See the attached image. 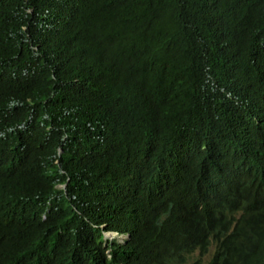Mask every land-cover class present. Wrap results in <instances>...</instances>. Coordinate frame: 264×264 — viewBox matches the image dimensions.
I'll use <instances>...</instances> for the list:
<instances>
[{
    "label": "trees",
    "instance_id": "16d2710c",
    "mask_svg": "<svg viewBox=\"0 0 264 264\" xmlns=\"http://www.w3.org/2000/svg\"><path fill=\"white\" fill-rule=\"evenodd\" d=\"M0 264H264V0H0Z\"/></svg>",
    "mask_w": 264,
    "mask_h": 264
},
{
    "label": "rangeland",
    "instance_id": "374dc122",
    "mask_svg": "<svg viewBox=\"0 0 264 264\" xmlns=\"http://www.w3.org/2000/svg\"><path fill=\"white\" fill-rule=\"evenodd\" d=\"M106 237H108V238H116V237H118L120 240H122L124 238L123 235H118L115 232H107L106 233Z\"/></svg>",
    "mask_w": 264,
    "mask_h": 264
},
{
    "label": "clouds",
    "instance_id": "9594fccd",
    "mask_svg": "<svg viewBox=\"0 0 264 264\" xmlns=\"http://www.w3.org/2000/svg\"><path fill=\"white\" fill-rule=\"evenodd\" d=\"M111 232V231H110ZM107 233V232H106ZM116 234H118L117 232H115ZM119 235V234H118ZM125 237V236H124ZM112 239V238H111Z\"/></svg>",
    "mask_w": 264,
    "mask_h": 264
}]
</instances>
